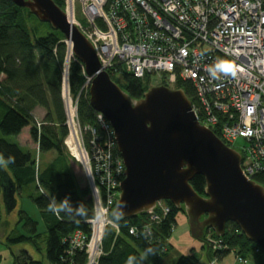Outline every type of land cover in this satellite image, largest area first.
<instances>
[{"label": "built area", "instance_id": "2783aa9c", "mask_svg": "<svg viewBox=\"0 0 264 264\" xmlns=\"http://www.w3.org/2000/svg\"><path fill=\"white\" fill-rule=\"evenodd\" d=\"M80 4L86 20L83 33L96 51L101 70L109 73L122 64L139 79L154 74L168 83L191 82L195 90L192 111L198 121L217 130V136L233 148L242 139L236 149L243 174L254 181L259 176L264 179V0H80ZM64 9L74 19L75 0H65ZM70 57L77 59L72 47ZM217 60L232 63L236 75L212 78L208 69ZM66 62L62 99L75 111L70 117L65 111L68 134L64 143L87 172L94 217L88 220L90 233L78 229L63 241L70 257L84 252L86 264H97L105 253L101 245L105 228L114 226L120 231L110 214L119 200L126 168L114 129L103 114L96 111L98 127L81 125L78 103L69 96L70 62ZM92 79L86 74L82 88L87 93ZM86 133H91V148ZM170 211L163 200L158 201L146 213L150 223L142 229L131 227L130 233L152 235V223H160ZM96 215L100 216L95 225ZM214 243L222 247L221 241ZM238 261L248 263L241 257Z\"/></svg>", "mask_w": 264, "mask_h": 264}, {"label": "trees", "instance_id": "16d2710c", "mask_svg": "<svg viewBox=\"0 0 264 264\" xmlns=\"http://www.w3.org/2000/svg\"><path fill=\"white\" fill-rule=\"evenodd\" d=\"M54 1L64 8L65 0ZM27 17L37 18L28 9L19 7L10 0H0V160L4 161L0 167H4L15 181L17 195L26 188L35 186L36 193L28 194L27 198L32 199L37 206L40 220L22 208L19 212L18 230L7 232L4 227L9 225V220H5V215L3 217L5 211L0 185V242L15 257L19 256L21 259L26 256L16 253L15 246L28 243L41 255L45 246L50 264H86V254L77 251L70 257L67 254L68 245L63 241L78 229L90 233L88 220L94 217L87 172L83 167L77 166L74 171L68 165L61 146L68 134L62 99V73L68 57V47L64 41L65 36L48 23L46 24L52 28L51 32L46 36L32 37L26 25ZM116 66L115 71H109V74L118 83L117 78L121 75L123 82L119 83L120 86L135 98H141L146 92L149 84L145 81L148 78L158 77L152 74L139 79L127 72L122 64ZM85 81L84 66L79 60L72 59L69 69L71 93L78 95ZM176 85L183 88L194 102L195 90L191 82L179 80ZM85 93L78 103L80 123L82 126L98 127L97 112L90 104L89 94ZM38 106L46 112L40 124L34 114V109ZM215 133L219 135L217 130ZM11 137H15V140H11ZM85 139L87 146L91 148V133H86ZM31 146L36 150L33 151ZM36 151L40 154L56 152L55 162L38 171L34 154ZM8 157H12L14 162L8 163ZM255 181L264 185V179L260 176ZM191 184L199 194H204L206 180L203 175H196ZM61 203L66 206L59 212L49 211L50 207L59 208ZM167 204L171 211L160 223L151 226L152 235H146L142 231L138 236L130 233L131 227L142 229L143 225L148 224L146 213L132 219L112 216L118 222L120 231L117 233L114 228H108L104 242L105 253L97 264H126L129 256L139 258L148 248H152L153 253L144 264H161L164 254L170 250L168 239L175 229L176 215L180 211L172 202L167 201ZM41 222L44 230H40ZM203 241L207 243L209 262L214 264L231 252L247 259L248 263L252 257L255 264H264V251L250 241L233 222L227 224L223 236L206 229ZM215 241H221L222 247L218 248ZM3 259L0 254V264ZM28 264H44V260L34 258ZM175 264L202 263L196 255L190 254L180 256ZM251 264H254L253 261Z\"/></svg>", "mask_w": 264, "mask_h": 264}, {"label": "water", "instance_id": "95a60500", "mask_svg": "<svg viewBox=\"0 0 264 264\" xmlns=\"http://www.w3.org/2000/svg\"><path fill=\"white\" fill-rule=\"evenodd\" d=\"M50 24L72 43L74 56L92 76L90 104L112 125L125 164L121 194L113 210L118 219H132L167 200L183 210L194 238L203 240L206 229L223 236L228 223L264 251V185L242 171L239 151L198 121L184 89L150 87L134 99L101 64L91 41L54 0H10ZM196 175L206 180L204 194L191 184ZM2 203L6 215L18 205L17 185L0 167ZM15 257L28 264L33 257Z\"/></svg>", "mask_w": 264, "mask_h": 264}, {"label": "rangeland", "instance_id": "374dc122", "mask_svg": "<svg viewBox=\"0 0 264 264\" xmlns=\"http://www.w3.org/2000/svg\"><path fill=\"white\" fill-rule=\"evenodd\" d=\"M82 4H80V0H75V12H74V19L77 22V24H75L80 31L83 33V28L86 25V20H85V16L83 14L82 11ZM65 7V6H64ZM64 9V8H63ZM65 11V9H64ZM67 14V11H65ZM73 19V20H74ZM27 27L28 30L30 31V34L32 35V37L34 35H37L38 37L41 36H46L49 32L52 31V28L46 24V23H42V21L40 22L37 18L35 17H27ZM85 35V34H84ZM65 41L68 42V40L65 38ZM71 43V42H70ZM67 45L69 43H66ZM72 44V43H71ZM70 44V45H71ZM70 45H68V57H67V62H71V60L73 58H71V47L73 48V45L70 47ZM78 60V59H77ZM81 63V62H80ZM62 76L65 77V73H62ZM111 76V75H110ZM112 78V77H111ZM148 81H145V83L149 84L148 88L146 89V91L150 88V87H155V86H160V85H164L173 89H179L181 87H178L176 84L177 83H168V79H160L156 76H152L151 78H148ZM123 77L121 75L118 76L117 81H119V83L123 82ZM68 81V80H67ZM116 82V81H115ZM117 84H119L118 82H116ZM120 85V84H119ZM183 89V88H181ZM65 90V89H64ZM69 90H70V86H69ZM71 92V90H70ZM85 89L82 88L81 91L78 93V95H73L72 93H69V96H71V98L73 100H75V102L77 101V103H79V100L81 99V95H85ZM89 94V92H88ZM90 98V96H89ZM134 99H140V98H135ZM63 103H64V99H63ZM64 108L65 111L67 112L68 117H70V113L75 111V107L74 108H69V106L64 103ZM38 121L41 122L42 119L38 118ZM215 133V131H214ZM216 134V133H215ZM217 135V134H216ZM220 135V134H219ZM66 138V137H65ZM65 138L63 140V144L62 146V151H63V155L65 157V159L68 162V165L75 171V167L77 166V168L82 166L80 165V163L76 160V157L73 156L71 154V152L68 150V148L65 145ZM83 138H84V134H83ZM11 140H15V137H11ZM85 140V139H84ZM243 144V140L240 139L236 144H235V150H237L236 148L239 147L240 145ZM233 148V147H232ZM86 150H88V148L86 147ZM35 154V161H36V167L38 169V171H40L42 168H44L45 166L51 164L54 159L57 157V153L56 152H51V153H46V154H40L37 151L34 152ZM86 156V155H85ZM55 162V161H54ZM80 168V169H81ZM80 183V182H78ZM80 186V184H79ZM36 188L34 186L28 187V191H24L21 194L19 193V195H17V198L19 201H23V207L24 209H26L27 211H29L30 215L37 218L38 220H40V215H39V210L37 208V206L35 205L34 201H32V199L27 198L28 194L30 193H36ZM99 193V197H100ZM102 197V196H101ZM100 197V198H101ZM93 198V197H92ZM97 199V203H98V198ZM165 204H167V200H163ZM102 203V200H101ZM103 204V203H102ZM104 205V204H103ZM168 205V204H167ZM104 207H106V205H104ZM22 208H19V205L17 206V208L15 209V211L13 213H11V215H6L5 212H3V217L5 215V217L7 219L5 220H9V225L6 226L4 228H6L8 230V232H10L11 229H13L15 227V217L19 218L20 215V210ZM113 210H111V214L113 216ZM100 215H96V218L94 220L95 225L98 221ZM176 220H177V224L175 226V229L173 230L170 238L168 239V245L170 246V250L168 251V253L164 254L163 258H162V262L161 264H175V262L178 260V258L182 255H190V254H194L196 255V257L200 260V262L202 264H211V262H209V256L207 254L208 250H207V243L203 240H198L196 238H194L191 234L190 231V225L188 222V218L186 213L182 210L178 211L177 215H176ZM6 223V222H5ZM118 223V222H117ZM150 223V222H149ZM148 223V224H149ZM156 223H152V225H154ZM114 228V230L117 232V229L114 226H108L105 228L104 233H103V238H102V242L101 245L104 248V242H105V237L108 231V228ZM3 229V228H2ZM18 230V229H17ZM40 230H44V224L43 222H41V226H40ZM210 229H208L209 231ZM16 233V232H15ZM95 231H92V240L90 238V243L94 246V242H95ZM214 241V240H213ZM0 249L3 250V252L7 251L8 255H10V253L12 254L11 250L6 246H0ZM29 249H33V247H31L28 243H22L19 245L15 246V251L16 253H19V251L21 250H27L30 253ZM105 249V248H104ZM34 254V258L35 259H39V260H44V264H50V262L47 260L46 254H45V246H43V254L41 255L40 253H38L37 251H33ZM43 256V258H42ZM238 257H235L234 252L229 253L227 256H225L223 259H218L217 264H237L240 263L238 261ZM253 261V263L255 264V259L250 257L249 262L247 264H251V262ZM2 264H7V260L3 261ZM243 264V263H240Z\"/></svg>", "mask_w": 264, "mask_h": 264}, {"label": "clouds", "instance_id": "9594fccd", "mask_svg": "<svg viewBox=\"0 0 264 264\" xmlns=\"http://www.w3.org/2000/svg\"><path fill=\"white\" fill-rule=\"evenodd\" d=\"M208 71L212 78L219 79L221 75H228V74L233 75V76L236 75L237 69L232 63L226 60H217L213 65L209 67ZM7 162L13 163L14 160L12 157H8ZM3 164H4V161L0 160V165H3ZM65 206L66 204L61 203V206L59 208L50 207L49 211L59 212ZM152 253H153V249L148 248L144 253L141 254L139 258H137L136 256H129L126 264H144V261H146L149 255Z\"/></svg>", "mask_w": 264, "mask_h": 264}, {"label": "crops", "instance_id": "0c3cea01", "mask_svg": "<svg viewBox=\"0 0 264 264\" xmlns=\"http://www.w3.org/2000/svg\"><path fill=\"white\" fill-rule=\"evenodd\" d=\"M45 109L44 108H42V107H40V106H38V107H36L35 109H34V114H35V116L36 117H38V118H40V119H43L44 118V116H45ZM33 151L34 150H36L34 147H30ZM31 187V186H30ZM34 188V187H33ZM26 191H28V188H26L25 189ZM19 195V194H18ZM17 196V195H16ZM18 199V198H17ZM23 200V199H22ZM19 201L18 200V205H19V208H24L23 207V201ZM17 205V206H18ZM15 221H16V223H15V227L13 228V229H11L10 230V233L15 229V230H17L18 229V220H17V218L15 217ZM8 232V231H7ZM0 246H5L4 244H2L1 242H0ZM6 247V246H5ZM30 250V255L33 257L34 256V254H33V251L35 250L34 248L31 250V249H29ZM21 252H23V250H21V251H19V253L20 254H22ZM0 254H2L3 255V257H4V259H3V261L5 260H7V264H15L16 263V259H15V256L13 255V254H11L10 253V255H8V252L7 251H5V252H3V250H1L0 249ZM235 257H236V255H235ZM33 259H34V257H33ZM237 264H240V263H237Z\"/></svg>", "mask_w": 264, "mask_h": 264}, {"label": "bare ground", "instance_id": "6f19581e", "mask_svg": "<svg viewBox=\"0 0 264 264\" xmlns=\"http://www.w3.org/2000/svg\"><path fill=\"white\" fill-rule=\"evenodd\" d=\"M69 19V21H70V23L72 24V25H74L75 24V21L73 20V18L70 16V18H68ZM71 44V43H70ZM70 47H71V45H70Z\"/></svg>", "mask_w": 264, "mask_h": 264}]
</instances>
